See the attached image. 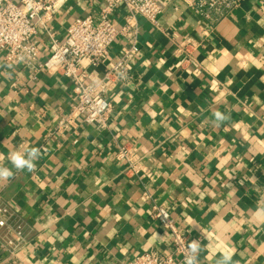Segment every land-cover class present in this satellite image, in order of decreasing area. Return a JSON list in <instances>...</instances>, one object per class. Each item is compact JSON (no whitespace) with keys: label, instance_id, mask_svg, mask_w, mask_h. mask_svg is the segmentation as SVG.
<instances>
[{"label":"crops","instance_id":"crops-1","mask_svg":"<svg viewBox=\"0 0 264 264\" xmlns=\"http://www.w3.org/2000/svg\"><path fill=\"white\" fill-rule=\"evenodd\" d=\"M98 5L68 0L47 30L39 27L40 61L50 52L48 30L63 39L73 19ZM125 15L115 10L116 26ZM136 21L131 76L108 94L102 130L80 119L57 129L75 100L70 80L5 62L0 51V164L11 168L9 152L41 150L34 171L0 182V201L27 232L15 257L0 246V264H124L167 254L170 234L150 217L153 205L199 238L200 264H215L223 251L234 264H264V0H242L215 22L182 0H161L156 24ZM186 38L198 42L188 59L174 53ZM124 46L116 36L89 76ZM214 111L230 120L216 126ZM121 144L142 157L138 176L123 172Z\"/></svg>","mask_w":264,"mask_h":264},{"label":"built area","instance_id":"built-area-1","mask_svg":"<svg viewBox=\"0 0 264 264\" xmlns=\"http://www.w3.org/2000/svg\"><path fill=\"white\" fill-rule=\"evenodd\" d=\"M68 0H0V51L8 63H16L24 68L60 74L72 83L74 102L57 124V129L80 119L86 124L102 130L112 108L108 94L118 83L131 76L130 62L138 51L137 21L141 17L156 24L161 12V0H84L93 5L99 2L96 13L73 19L66 29L63 39L50 37L49 54L43 61L39 59V47L35 35L39 27L47 30L53 15ZM195 14L215 22L231 9L239 6L242 0H182ZM119 7L126 10L122 24L118 27L112 15ZM125 40L122 53L101 75L90 77L89 67L104 61L110 53L116 36ZM198 42L186 38L174 50L176 55L192 58ZM197 69L190 72L197 73ZM117 138L118 134H114ZM116 158L123 163L127 175L140 174L142 157L127 144L118 146ZM150 217L156 220L170 234V249L167 254L144 252L128 259L124 264H182L187 245L192 240L182 234L173 221L167 208L153 205ZM26 227L7 202L0 201V246L9 257H15L27 241Z\"/></svg>","mask_w":264,"mask_h":264},{"label":"clouds","instance_id":"clouds-1","mask_svg":"<svg viewBox=\"0 0 264 264\" xmlns=\"http://www.w3.org/2000/svg\"><path fill=\"white\" fill-rule=\"evenodd\" d=\"M212 116L214 118L213 122L216 126L230 120V115L220 111H214ZM40 155L41 150L37 147H30L23 151L9 152L7 160L11 164V168L0 164V182L11 180L16 172H22L24 170H27L28 172L34 171L36 168V161L40 158ZM13 169L16 171L14 172ZM203 249L204 246L199 240H192L189 242L184 253L182 264H200V253ZM215 264H234L232 253L229 251H223L219 254Z\"/></svg>","mask_w":264,"mask_h":264}]
</instances>
